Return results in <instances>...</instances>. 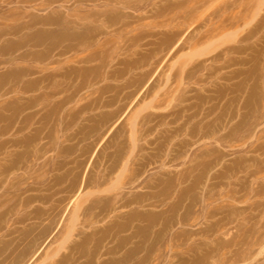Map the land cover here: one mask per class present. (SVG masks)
I'll return each instance as SVG.
<instances>
[{
    "label": "rangeland",
    "instance_id": "374dc122",
    "mask_svg": "<svg viewBox=\"0 0 264 264\" xmlns=\"http://www.w3.org/2000/svg\"><path fill=\"white\" fill-rule=\"evenodd\" d=\"M7 1L0 264H264V0Z\"/></svg>",
    "mask_w": 264,
    "mask_h": 264
},
{
    "label": "bare ground",
    "instance_id": "6f19581e",
    "mask_svg": "<svg viewBox=\"0 0 264 264\" xmlns=\"http://www.w3.org/2000/svg\"><path fill=\"white\" fill-rule=\"evenodd\" d=\"M9 1V0H8ZM7 1V2H8ZM23 1V3L25 4H28L29 2H28V0H22ZM52 1H54V0H52ZM76 1V0H75ZM79 1H82V0H78V2ZM90 1V0H89ZM93 1V0H92ZM100 2V0H97V2ZM101 1H105L106 3H108L107 1H111V0H101ZM122 1V0H121ZM198 1H200V0H198ZM202 1V0H201ZM13 2H14V0H13ZM19 2H21V1H19ZM32 2V1H31ZM56 2V1H55ZM138 2V1H137ZM10 3V2H9ZM47 3V2H46ZM49 3V2H48ZM57 3V2H56ZM56 3H53V4H56ZM84 3V2H83ZM93 3H95V2H93ZM101 3H103V2H101ZM140 3V2H139ZM138 3V4H139ZM8 4V3H7ZM52 3H50L49 5L48 4H44V5H47V6H44L43 5V8H45V7H48V6H50ZM119 4V3H118ZM94 5H97V4H94ZM99 5V4H98ZM121 5L122 6H131V5H129L128 3H121ZM140 6V5H139ZM96 7V6H95ZM136 7V6H135ZM50 8H51V6H50ZM132 8H133V6H132ZM132 8H130V9H132ZM16 9V8H15ZM15 9H9V10H7V12H9L10 10H15ZM93 9H95L96 10V8H94L93 7ZM104 9V8H103ZM102 9V10H103ZM106 9V8H105ZM104 9V10H105ZM55 11L57 12L58 10L57 9H55ZM138 11V10H137ZM146 11V10H145ZM11 12H13V11H11ZM54 12V11H53ZM99 14H100V12H101V10L100 11H97ZM96 12V13H97ZM103 12V11H102ZM105 12V11H104ZM10 13V12H9ZM14 13V12H13ZM12 13V14H13ZM97 13V14H98ZM140 13H142V12H140ZM104 14V13H103ZM57 15V14H56ZM96 15V14H95ZM102 15V14H101ZM105 15V14H104ZM124 15H126V14H124ZM143 15V14H142ZM67 16V15H66ZM66 16H64L63 18L64 19H67L66 18ZM68 16H69V14H68ZM100 16V15H99ZM103 16V15H102ZM102 16H100V17H102ZM127 17H130L131 18V16L132 17H136V18H141L140 16H141V14H137V15H132L131 13H130V15L127 13V15H126ZM236 16V15H235ZM50 17V16H49ZM53 17V16H52ZM52 17H50V18H52ZM57 17H58V15H57ZM57 17H56V19H57ZM61 17V14L59 15V18ZM233 17V19L235 18L234 16H232ZM32 18H33V16H32ZM31 17H30V19H32ZM53 18H55V16L53 17ZM59 18H58V20H59ZM62 18V19H63ZM99 18V17H98ZM123 18H125V17H123ZM41 19V18H40ZM43 19V18H42ZM61 19V21L63 22V20ZM126 19V18H125ZM237 19V18H236ZM35 20V19H34ZM38 20V19H37ZM111 20V19H110ZM129 20V19H128ZM132 20V19H131ZM238 20V19H237ZM235 21V19H234V21H231V22H229V26H233L234 25V23L235 22H238V21ZM65 21V20H64ZM67 21V20H66ZM74 21V20H73ZM121 21V20H120ZM240 21V20H239ZM34 22V21H33ZM43 22V21H42ZM41 22V23H42ZM67 22H69V21H67ZM126 22V21H125ZM234 22V23H233ZM52 24V23H57V21H55V20H51V19H46L45 21H44V24ZM61 23V22H60ZM76 23V22H75ZM109 23H111V21H109L108 22V24ZM118 23V22H117ZM239 23V22H238ZM63 24V23H62ZM121 24V23H120ZM122 24H123V22H122ZM6 25V24H5ZM65 25V24H64ZM67 25V24H66ZM70 25V24H69ZM68 25V26H69ZM103 25H104V22H103ZM228 25H223V24H219L218 26H216L215 28H213V29H210V30H208V31H206V33L205 34H202L201 36H199L198 38H197V40H196V44L197 43H203V42H206V41H209L210 39H212V38H214V37H216L217 35H219V34H224V32L226 31V29H227V27H228ZM7 26V25H6ZM28 26V23H24V25L22 26V27H27ZM46 26V25H45ZM60 26H62L61 24H60ZM105 26H106V24H105ZM22 27H13V26H11V28L10 29H14V30H18V29H20V28H22ZM59 27V26H58ZM7 27H4L3 29H6ZM68 28V27H67ZM101 28V27H100ZM111 28V27H110ZM62 29H63V27H62ZM65 29V28H64ZM69 30H70V27L68 28ZM103 29V28H102ZM49 30V29H48ZM48 30H47V32H48ZM54 30V29H53ZM58 30H61L60 28H58L57 30H56V32H58ZM228 30V29H227ZM21 32V31H20ZM54 32V31H53ZM52 31H50L49 33H53ZM70 32V31H69ZM5 33V32H4ZM7 34V33H6ZM57 34V33H56ZM59 34V33H58ZM73 34V33H72ZM75 34V33H74ZM2 35V34H1ZM5 35V34H4ZM61 35V34H60ZM78 35V34H77ZM82 35V34H81ZM62 36V35H61ZM63 36H66V35H64L63 34ZM79 36V35H78ZM78 36H76L77 38L76 39H78ZM46 37V36H45ZM70 37V36H69ZM67 38L68 40L70 39L71 40V38ZM57 38V37H56ZM60 38V37H59ZM58 38V39H59ZM65 38V37H64ZM45 39V38H44ZM66 39V38H65ZM75 39V38H74ZM86 38L84 37V40H85ZM62 40V39H61ZM79 41H81L80 39H78ZM82 40H83V38H82ZM66 41V40H65ZM132 41V40H131ZM72 42H74L73 40H72ZM133 42H135L136 43V41H133ZM79 43V42H78ZM137 43H139L138 41H137ZM136 43V44H137ZM131 45H132V47L133 48H135L134 47V45L135 44H132V42L130 43ZM37 45L38 46H40V42H37ZM47 46H49L48 48L47 47H45L46 49V51L45 52H42V51H40L41 53H39V52H37L36 53V55L34 56V58L36 59V61H37V59L39 60V59H48V58H55V57H57V58H59V56H62V55H65L64 53H67L66 52V49L65 50H61L58 46H59V42H57V40L56 41H51L50 43H49V45H47ZM73 46V45H72ZM71 46V47H72ZM126 46V45H125ZM137 46H139V45H137ZM66 47V46H65ZM59 48V49H58ZM64 48V47H63ZM77 48V46H75L74 47V49H76ZM127 48H128V46H127ZM68 49H71V50H74V49H72V48H70V46L67 48V50ZM68 52H70L69 50H68ZM72 52V51H71ZM23 56H24V54H23ZM25 56H27V54L25 53ZM75 69V68H74ZM25 70V69H24ZM34 70V69H33ZM73 70V69H72ZM20 71V70H19ZM70 71V70H69ZM21 72V71H20ZM26 72H28L29 74H33V71H32V69L31 70H27ZM34 73H35V71H34ZM17 74V73H16ZM21 74H23L22 72H21ZM37 74V73H36ZM44 76V75H43ZM41 78H42V76H41ZM40 77H39V79H41ZM20 79V78H19ZM44 79H45V77H44ZM38 80V79H37ZM62 104V103H61ZM31 261V260H30Z\"/></svg>",
    "mask_w": 264,
    "mask_h": 264
}]
</instances>
